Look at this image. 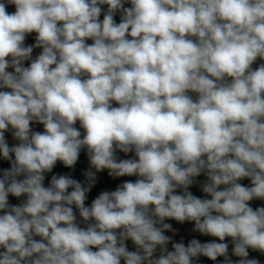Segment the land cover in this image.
Masks as SVG:
<instances>
[{
	"label": "clouds",
	"instance_id": "1",
	"mask_svg": "<svg viewBox=\"0 0 264 264\" xmlns=\"http://www.w3.org/2000/svg\"><path fill=\"white\" fill-rule=\"evenodd\" d=\"M204 261L264 264V0H0V264Z\"/></svg>",
	"mask_w": 264,
	"mask_h": 264
},
{
	"label": "crops",
	"instance_id": "2",
	"mask_svg": "<svg viewBox=\"0 0 264 264\" xmlns=\"http://www.w3.org/2000/svg\"><path fill=\"white\" fill-rule=\"evenodd\" d=\"M14 9L13 8H9V11H13ZM29 42H31V39L29 40ZM81 165L78 166V171L76 173L77 177H79V168H82L84 167V157L82 156L81 157ZM122 179H127V178H122ZM120 181L117 180V181H112L111 179H109L106 174H102L101 175V179H100V182L98 183L97 187L93 190V192L90 194V198H89V202L92 198H94L98 193L99 191L101 190H104V189H114L116 184H118ZM193 191H196L195 189ZM196 194H199L198 192ZM182 234H184L186 236V238H191V236L188 235L187 233V226L185 228H182ZM203 241H206L208 239H211V238H208V237H198ZM204 264H210L209 261H204Z\"/></svg>",
	"mask_w": 264,
	"mask_h": 264
},
{
	"label": "trees",
	"instance_id": "3",
	"mask_svg": "<svg viewBox=\"0 0 264 264\" xmlns=\"http://www.w3.org/2000/svg\"><path fill=\"white\" fill-rule=\"evenodd\" d=\"M211 264V262H209Z\"/></svg>",
	"mask_w": 264,
	"mask_h": 264
},
{
	"label": "rangeland",
	"instance_id": "4",
	"mask_svg": "<svg viewBox=\"0 0 264 264\" xmlns=\"http://www.w3.org/2000/svg\"><path fill=\"white\" fill-rule=\"evenodd\" d=\"M187 239V238H186Z\"/></svg>",
	"mask_w": 264,
	"mask_h": 264
}]
</instances>
